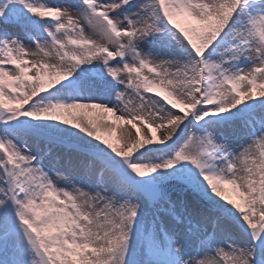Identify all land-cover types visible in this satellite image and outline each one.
Wrapping results in <instances>:
<instances>
[{
	"label": "snow or ice",
	"instance_id": "snow-or-ice-1",
	"mask_svg": "<svg viewBox=\"0 0 264 264\" xmlns=\"http://www.w3.org/2000/svg\"><path fill=\"white\" fill-rule=\"evenodd\" d=\"M0 264H264V0H0Z\"/></svg>",
	"mask_w": 264,
	"mask_h": 264
},
{
	"label": "rangeland",
	"instance_id": "rangeland-1",
	"mask_svg": "<svg viewBox=\"0 0 264 264\" xmlns=\"http://www.w3.org/2000/svg\"><path fill=\"white\" fill-rule=\"evenodd\" d=\"M146 71V70H145ZM161 95H163V94H161ZM88 115L89 116H92V117H97L96 115H98V113L96 112V111H92V112H90V113H88ZM108 118L111 120V116H110V114L108 115ZM118 124L119 125V123H122V124H124L125 126H127V128H128V130L129 129H131L132 130V132H133V134H135V132H136V129L135 128H133L132 127V125L131 124H126V123H124L123 121H112V124L114 125L113 127H115V124ZM137 124H138V122H136ZM138 126L140 127V130H142V128H145L146 130H148L150 133V135L152 136V134H154V136H159L160 135V132L162 131V129L161 130H157V129H148V127L146 126V125H139L138 124ZM127 130V131H128ZM142 133H143V131H142ZM144 134V133H143ZM102 135L105 137V138H107V139H109L111 142H113V143H117V145L119 146V142L117 141V137L118 136H121V135H127V132H125V134L123 133L122 134V132H121V129H119V128H114V130H113V132L111 133V134H108V133H102ZM145 135V134H144ZM145 136H147V135H145ZM227 195H229V197L230 198H232V199H236V197H235V195L233 194V193H231L230 191L229 192H227L226 193Z\"/></svg>",
	"mask_w": 264,
	"mask_h": 264
},
{
	"label": "bare ground",
	"instance_id": "bare-ground-1",
	"mask_svg": "<svg viewBox=\"0 0 264 264\" xmlns=\"http://www.w3.org/2000/svg\"><path fill=\"white\" fill-rule=\"evenodd\" d=\"M99 115H103V114H99ZM96 116H98V115H96ZM114 126V125H113ZM113 128H119V129H121V132H122V134L124 133L125 134V132H127V130H128V128H127V126H125L124 124H122V123H119V125L116 123L115 124V127H113ZM143 131V133L145 134V135H147V136H151L149 133V131L148 130H146L145 128H142V130H141V132ZM152 136H154V134H152Z\"/></svg>",
	"mask_w": 264,
	"mask_h": 264
}]
</instances>
